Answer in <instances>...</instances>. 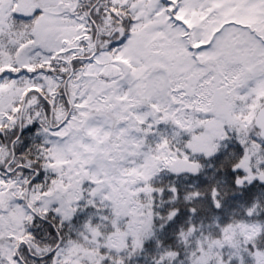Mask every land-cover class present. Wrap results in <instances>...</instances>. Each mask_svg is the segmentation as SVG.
<instances>
[{"label":"snow or ice","instance_id":"6c2138e0","mask_svg":"<svg viewBox=\"0 0 264 264\" xmlns=\"http://www.w3.org/2000/svg\"><path fill=\"white\" fill-rule=\"evenodd\" d=\"M0 264H264V0H0Z\"/></svg>","mask_w":264,"mask_h":264}]
</instances>
